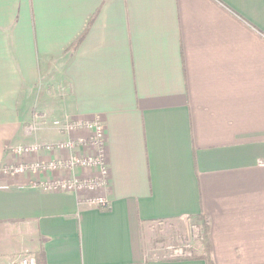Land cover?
Returning <instances> with one entry per match:
<instances>
[{
  "label": "crops",
  "instance_id": "crops-1",
  "mask_svg": "<svg viewBox=\"0 0 264 264\" xmlns=\"http://www.w3.org/2000/svg\"><path fill=\"white\" fill-rule=\"evenodd\" d=\"M38 111L103 118L108 208L1 171L70 154L13 152L69 137ZM199 215L214 264H264V0H0V264H207L147 254Z\"/></svg>",
  "mask_w": 264,
  "mask_h": 264
},
{
  "label": "built area",
  "instance_id": "built-area-1",
  "mask_svg": "<svg viewBox=\"0 0 264 264\" xmlns=\"http://www.w3.org/2000/svg\"><path fill=\"white\" fill-rule=\"evenodd\" d=\"M49 120L45 112H36L31 121L32 130L37 128L41 122ZM55 128L61 132L72 133L81 131L78 135L58 142H34L12 146L11 149L19 156L27 154H37L42 151L70 150L68 156H59L50 159H34L31 161H19L7 163L2 166L1 171L7 174L17 175L28 172H57L63 171V175L50 179L31 180L29 186L40 188L44 191H91L95 192L89 201L108 208L110 199L105 189L109 185L110 168L107 157V131L103 118L99 115L86 119H54L52 121ZM77 134V133H76ZM89 170L91 174L82 175L79 171ZM28 186V187H29ZM100 192V193H98ZM195 239L199 240V231L195 234ZM163 249V254L159 255L157 250ZM196 249L193 242L177 244L165 242L157 247H150L147 254L153 256H163L166 258H187ZM19 264H38L33 254H23Z\"/></svg>",
  "mask_w": 264,
  "mask_h": 264
},
{
  "label": "rangeland",
  "instance_id": "rangeland-1",
  "mask_svg": "<svg viewBox=\"0 0 264 264\" xmlns=\"http://www.w3.org/2000/svg\"><path fill=\"white\" fill-rule=\"evenodd\" d=\"M48 118H49V115H48ZM54 119H50L49 118V120H52V121ZM52 125H53V123H52ZM80 132L81 131H77L75 133L72 132V133H70L69 137H71L72 134L78 135ZM58 141H62V140H55V142H58ZM177 223L179 225V229H178L179 236L176 237V238H173V239H168V240L166 239V241L167 242L177 243V244H183V243H186V242H193L195 244V247L198 248L199 247V244H198V241L199 240L195 239V234H196V232H197V230H198L199 227L196 224V221H194V220H188V219H184V220L181 219V220H177ZM158 235H159V233L158 234H153L152 237H150V240L152 239L151 242H150L151 243L150 244L151 246H154V247L159 246L158 245L159 243L157 242L158 240H154L155 237L158 236Z\"/></svg>",
  "mask_w": 264,
  "mask_h": 264
},
{
  "label": "trees",
  "instance_id": "trees-1",
  "mask_svg": "<svg viewBox=\"0 0 264 264\" xmlns=\"http://www.w3.org/2000/svg\"><path fill=\"white\" fill-rule=\"evenodd\" d=\"M84 34L77 40L75 46H77L83 39ZM197 219L200 220L198 225L199 231V241L201 244V249H194L193 254L187 258H204L207 261V264H214L212 257V243L210 238V224L208 220L203 216H197Z\"/></svg>",
  "mask_w": 264,
  "mask_h": 264
}]
</instances>
